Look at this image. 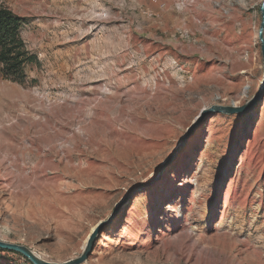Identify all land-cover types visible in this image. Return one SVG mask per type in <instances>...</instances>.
<instances>
[{
  "label": "rangeland",
  "instance_id": "rangeland-1",
  "mask_svg": "<svg viewBox=\"0 0 264 264\" xmlns=\"http://www.w3.org/2000/svg\"><path fill=\"white\" fill-rule=\"evenodd\" d=\"M261 1L0 0L35 56L0 71V240L64 262L116 210L81 264H264Z\"/></svg>",
  "mask_w": 264,
  "mask_h": 264
},
{
  "label": "water",
  "instance_id": "water-1",
  "mask_svg": "<svg viewBox=\"0 0 264 264\" xmlns=\"http://www.w3.org/2000/svg\"><path fill=\"white\" fill-rule=\"evenodd\" d=\"M260 10V24L258 27L257 37L260 42V52L262 56V64L264 68V0L261 1V4L259 6ZM262 95L259 93L255 94L249 103L241 105V106H233V105H212L208 108L202 109L199 114L195 117L193 122L188 126L186 133L181 139V142L179 143L178 149L182 148L185 142L187 141V138L189 137L192 130L195 128V126L207 115L212 113H223V114H239L245 111V109L248 108L250 104H252L254 101L261 99ZM174 155L170 156L167 160H165L161 164V170L166 166L167 163H169ZM137 193V192H136ZM116 216V210H114L111 215L106 219L97 224L87 237L86 243L83 247V250L81 254L73 259L64 261V262H54V261H47L42 258H39L32 249H27L23 245H19L16 243L6 242L3 240H0V249L4 250H11L14 252H19L22 255L26 256L33 264H81L83 263L89 253L91 252L94 242L96 239V236L101 232V229L111 220H113Z\"/></svg>",
  "mask_w": 264,
  "mask_h": 264
},
{
  "label": "trees",
  "instance_id": "trees-1",
  "mask_svg": "<svg viewBox=\"0 0 264 264\" xmlns=\"http://www.w3.org/2000/svg\"><path fill=\"white\" fill-rule=\"evenodd\" d=\"M21 17L0 6V71L4 77L22 82L23 68L34 61L20 36Z\"/></svg>",
  "mask_w": 264,
  "mask_h": 264
},
{
  "label": "bare ground",
  "instance_id": "bare-ground-1",
  "mask_svg": "<svg viewBox=\"0 0 264 264\" xmlns=\"http://www.w3.org/2000/svg\"><path fill=\"white\" fill-rule=\"evenodd\" d=\"M27 246H28L27 249L30 248L29 245H27ZM30 249H32V248H30ZM38 256H39V255H38Z\"/></svg>",
  "mask_w": 264,
  "mask_h": 264
}]
</instances>
